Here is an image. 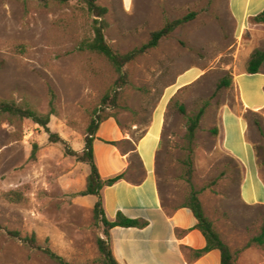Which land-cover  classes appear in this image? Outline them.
<instances>
[{"label":"rangeland","instance_id":"obj_1","mask_svg":"<svg viewBox=\"0 0 264 264\" xmlns=\"http://www.w3.org/2000/svg\"><path fill=\"white\" fill-rule=\"evenodd\" d=\"M215 1L201 0L197 6L185 5L169 12L163 0H99L109 9L106 40L121 54L147 43L150 33L168 21L197 14L161 40L156 49L125 66L126 79L114 106L111 99L105 101L110 88L119 82L113 68L105 59L78 50L85 35L90 36L88 23L56 25L57 20L73 14L72 7L44 9L37 2L0 0V101L47 113L53 89L57 116L51 118L49 128L78 152H82L88 126L104 102L110 105L100 114L112 115L133 141L143 135L159 109L164 119L159 187L164 204L176 207L189 191L179 164L187 122L176 106L169 104L181 88L189 86L181 95L189 116L209 102L194 144L193 187L200 193L206 215L240 264H264V248H246L264 223V206L241 201V167L212 133L219 130L224 107L240 110L233 84L216 92L218 83L246 70L251 49L264 50V41L251 45L248 36L244 40L235 37L231 19L216 11ZM257 36L264 40V28ZM194 74L198 76L183 85V80ZM244 115L264 181V136L254 117ZM261 125L264 130V123ZM35 145L39 148L37 160L32 161ZM121 149L130 148L125 145ZM65 150V144L52 142L45 129L31 120H0V264H58L40 250L11 238L6 230L22 236L36 234L41 246L71 264L97 262V240L105 239L103 226L96 223L94 209L76 203L95 204L94 196H79L90 168L67 156ZM25 184L32 187L28 204H12L1 196L2 191Z\"/></svg>","mask_w":264,"mask_h":264},{"label":"crops","instance_id":"obj_2","mask_svg":"<svg viewBox=\"0 0 264 264\" xmlns=\"http://www.w3.org/2000/svg\"><path fill=\"white\" fill-rule=\"evenodd\" d=\"M200 1L180 0L178 4L174 0H163L169 12L185 5L186 8L197 6ZM215 3L216 11L231 19L235 37L244 40L248 36L251 45L264 41L257 36L264 25L254 21L264 13V0H216ZM246 48L250 51L249 46ZM255 48L251 49L247 62ZM196 76L198 74L183 80V85ZM233 77L240 110L230 106L223 108L217 139L227 155L242 168L241 201L248 206H264V181L255 143L249 138V123L244 116L248 112L257 113L264 123V65L257 74H248L244 70ZM163 130L164 119L157 109L150 126L137 141L127 137L114 118L104 121L97 132L93 148L101 178L106 180L126 173L125 179L101 192L106 218L114 222L122 213L128 219L147 222L143 228L111 229L108 241L112 254L119 264H221L219 250L210 251L200 258L193 256L192 252L204 250L207 244L203 233L197 229L193 212L185 207L170 212L164 204L158 178ZM110 142H131L134 150L123 151ZM94 197L96 204L98 197ZM76 203L89 209L95 207V204L80 200ZM237 264H240L238 258Z\"/></svg>","mask_w":264,"mask_h":264},{"label":"trees","instance_id":"obj_3","mask_svg":"<svg viewBox=\"0 0 264 264\" xmlns=\"http://www.w3.org/2000/svg\"><path fill=\"white\" fill-rule=\"evenodd\" d=\"M23 4H27L29 1L37 2L41 8L50 9L52 7L68 8L72 7L74 9L73 14L70 17L61 18L56 21V25H67L73 26L74 23L80 22L81 24L88 23L90 28V36L85 35V37L80 41L78 50L81 53L87 54L92 57L105 59L110 66L113 68L118 81L114 86H112L106 95L105 101H112L113 105H116L118 99L117 92L124 84L126 79L125 66L130 62L134 61L141 55L156 49L159 46L161 40L170 37V35L180 26H183L190 21L194 20L197 14L192 12L181 19L174 21H168L162 28L152 31L147 43L141 45L140 47L134 48L128 53L121 54L108 44L105 36V31L109 28V22L107 16L109 14V9L105 6L100 5L99 0H18ZM257 24L264 25V13L259 15L254 19ZM264 65V50H255L250 60L248 61L246 72L248 74L259 73L261 67ZM233 84L232 78L222 79L218 85L216 92L221 91L224 88H230ZM189 86L181 88L175 96L171 99L170 104H174L177 110L186 118L187 122V132L185 135V142L182 146V156L179 159V164L182 169L181 179L189 187L188 193L184 197V202L176 207L166 206L170 212L176 211L178 208L185 207L189 208L196 220L197 229H199L205 239L206 247L202 251L192 252L195 258H200L204 254L219 250L221 253V264H237L236 255L232 252L229 245L223 240L220 233L216 230L213 222L206 215L203 203L200 198V193L196 191L193 187V174H194V144L196 141L197 133L200 129V123L205 115L206 107L209 106V102L205 103V106L199 110L198 113L189 116L185 104L181 100V95L188 89ZM49 111L47 113H41L36 109L21 106L14 101L1 100L0 101V120L7 117L9 119H19V120H31L35 124L43 127L45 131L49 134L50 140L56 143H62L66 145L65 153L67 156L75 158L78 162L86 164L89 166V174L86 178L85 188L79 193V196H96L98 201L94 207V218L97 224L103 226L104 238H98L97 245L99 249L100 256L95 264H119L111 251V247L108 241L109 231L115 227H137L143 228L147 226V222L140 220H131L126 218L122 213L117 215V219L114 222H110L104 212L103 201L101 192L105 187H110L115 185L117 182L126 178V173L119 174L117 176L111 177L109 179H102L94 156V141L97 139V132L101 124L110 119L114 118L112 115H101L100 113H105L108 110V102H104L101 110L96 111V115L92 118L88 129L87 136L85 138V144L82 152L72 150L67 146V142L60 138L57 134L51 132L49 124L53 116H57V96L53 89L49 91ZM248 115L254 117L255 124L262 136H264V130L261 123L263 118L261 115L248 112ZM245 118L247 117L244 115ZM213 135L216 137L219 134L217 129L212 130ZM111 145L116 147L128 146L129 150H134V146L131 142H110ZM38 145L34 146L31 160H37ZM134 157L139 160L138 155ZM241 167L240 165H238ZM242 170V168H241ZM32 190L30 184H25L9 191H2L1 196L4 200L9 203L17 205H26L29 203V194ZM0 230L3 228L0 226ZM8 236L13 239L22 241L25 245L40 250L50 259L58 264H71L66 261L63 257L56 254L49 247H43L39 244L36 234H31L27 236H22L18 231H5ZM252 246H257L264 248V223L260 228L258 235L251 238L248 242L246 248Z\"/></svg>","mask_w":264,"mask_h":264}]
</instances>
